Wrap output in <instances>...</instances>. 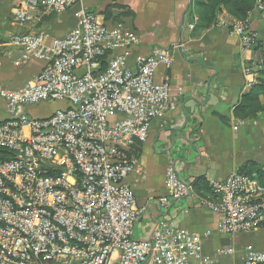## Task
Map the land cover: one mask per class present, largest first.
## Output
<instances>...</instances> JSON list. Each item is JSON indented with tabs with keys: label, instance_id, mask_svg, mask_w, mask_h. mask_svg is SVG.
<instances>
[{
	"label": "built area",
	"instance_id": "built-area-1",
	"mask_svg": "<svg viewBox=\"0 0 264 264\" xmlns=\"http://www.w3.org/2000/svg\"><path fill=\"white\" fill-rule=\"evenodd\" d=\"M88 1L14 0L25 28L8 38L20 50L16 64L36 60L42 68L21 88L0 86L9 113L0 121V149L15 153L0 159V264L211 262L196 237L174 221H158L150 238L134 234L141 209L129 178L143 168L130 148L149 138L154 120L179 106L182 91L174 95L168 78L157 79L171 58L156 47L139 52L132 64L140 35L89 9L61 37L50 38L32 23ZM255 10L264 13V2ZM222 23L231 25L244 49L261 51L247 68L251 88L264 71V40L248 21L226 15ZM43 103L60 105L46 117L27 111ZM166 185L171 197L183 194L174 164ZM211 189L221 233L264 230V184L256 174L234 171ZM160 200L167 204L169 197ZM263 262L264 251H254L245 264Z\"/></svg>",
	"mask_w": 264,
	"mask_h": 264
},
{
	"label": "crops",
	"instance_id": "crops-1",
	"mask_svg": "<svg viewBox=\"0 0 264 264\" xmlns=\"http://www.w3.org/2000/svg\"><path fill=\"white\" fill-rule=\"evenodd\" d=\"M192 3L90 0L61 13L46 32L50 38L63 36L78 23L82 11L89 9L106 22L122 21L140 35L141 42L130 57L132 64L139 52L150 54L156 47L171 58L169 67L160 65L157 79L168 78L174 95L182 91L179 106L166 117L154 120L149 138L135 141L130 148V155L143 168L141 175L129 178L141 209L135 237L150 238L158 221L167 219L195 236L211 260H195L192 264H245L251 253L264 251L263 236L257 234L245 245L226 237L219 230L221 214L214 192L196 188L194 183L203 178L211 186L213 181L238 171L246 161L264 163V110L244 120L234 114L242 94L249 89L251 75L247 68L259 52L244 49L231 25L222 23L226 15L232 16L227 12L220 13L212 27L199 28V14L190 11ZM108 6H112L110 19L104 14ZM249 23L264 40V15L252 12ZM9 36L0 28V86L18 89L35 78L42 63L34 60L16 64L20 50L8 44ZM59 105L43 103L27 111L46 117ZM46 110L49 113L42 114ZM8 117L5 103L0 100V121ZM170 164L176 166L183 187L178 198L171 197L173 190L166 185ZM164 196L169 197L167 204L160 200Z\"/></svg>",
	"mask_w": 264,
	"mask_h": 264
},
{
	"label": "trees",
	"instance_id": "trees-1",
	"mask_svg": "<svg viewBox=\"0 0 264 264\" xmlns=\"http://www.w3.org/2000/svg\"><path fill=\"white\" fill-rule=\"evenodd\" d=\"M258 0H193L191 14L198 13L199 28H210L222 12H227L240 21L246 22L249 14L254 10ZM119 7V6H113ZM112 6H108L104 12L105 18H111ZM1 41V40H0ZM264 110V71L260 73L258 83L242 94L240 102L235 107L234 114L239 119H249L257 116ZM15 156L12 151L0 149V159H10ZM238 171L243 174H256L264 184V165L254 161H246ZM196 188L211 189L203 178L194 183ZM260 264H264L260 263Z\"/></svg>",
	"mask_w": 264,
	"mask_h": 264
},
{
	"label": "rangeland",
	"instance_id": "rangeland-1",
	"mask_svg": "<svg viewBox=\"0 0 264 264\" xmlns=\"http://www.w3.org/2000/svg\"><path fill=\"white\" fill-rule=\"evenodd\" d=\"M264 2V0H258L257 4L259 2ZM256 4V7H257ZM15 2L14 0H0V28L9 33L10 35L15 33V32H20L24 30V27L18 22L16 19V16L13 12ZM77 7V6H75ZM74 7V8H75ZM69 11V10H68ZM255 8L252 12H255ZM67 12V11H66ZM252 12L249 14V18L251 17ZM262 15H264L263 12L261 11H256ZM60 14H52L49 16H45L41 21L37 22H32L35 24V28L37 30H43V31H48L49 27L53 24V22L58 18ZM249 18H248V23H249ZM37 22V23H36ZM250 24V23H249ZM259 52V51H258ZM261 55V51L258 53V57L256 59H259ZM255 59V60H256ZM253 60L252 62H254ZM49 113V110L43 111L42 114ZM41 117V116H39ZM45 117V116H43ZM262 137H264V129L262 130ZM264 162V161H263ZM264 165V163H263ZM259 232V233H258ZM262 235V240L264 242V230L263 231H253L249 233H238V234H224L228 238H233L234 240L236 239L237 243H240L242 245H245L249 241H253L256 235ZM235 246V244H234ZM257 247L255 246V249Z\"/></svg>",
	"mask_w": 264,
	"mask_h": 264
}]
</instances>
